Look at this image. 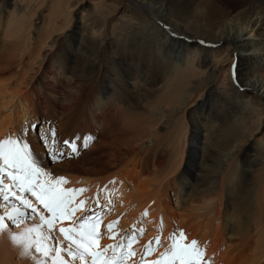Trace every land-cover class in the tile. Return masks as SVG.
<instances>
[{"label": "bare ground", "instance_id": "1", "mask_svg": "<svg viewBox=\"0 0 264 264\" xmlns=\"http://www.w3.org/2000/svg\"><path fill=\"white\" fill-rule=\"evenodd\" d=\"M24 1L22 5L19 0H0V36L9 40L0 44V115L10 107L11 120L19 107L17 117H24L17 134L16 126L11 136L0 127V142L16 140L18 146L28 145L31 154L35 134L27 130L37 121L35 100L45 110L44 100L49 98L59 119L83 103L78 139L91 152L103 150L108 164L89 173L102 179L96 183L87 179L95 190L90 185L67 190L66 180L59 185L61 190L80 191L85 200L99 189L121 192L116 197L122 208L114 215L118 218L128 209L121 225L134 219L128 204L136 203L147 212L145 222L153 230L149 237L161 228L166 238L160 240L167 244L183 233L185 243L196 240L203 250L202 264H264V137L256 139V132L264 129V0H114L113 6L101 0L94 6V16L84 15L79 40L66 38L64 65L79 61L77 74L68 80L54 64L50 73L36 80L25 62H45L44 50L57 43L52 36L69 19L71 3L77 0L63 1L58 6L63 14L53 21L51 33L35 39L24 36L30 19L25 15L35 10V0ZM11 7L13 14L5 26L2 15ZM97 67L99 83L91 86ZM133 96L138 101L153 97L146 116L133 114L139 104L129 110ZM242 114L249 117L248 124ZM118 122L126 130L114 134L113 123ZM189 127L195 133L188 148ZM186 149L187 170L177 177ZM36 164L54 183L48 163ZM70 179L73 184L79 181ZM171 191L178 195V208L171 203ZM10 213L13 209L0 210L3 216ZM5 222L0 230V264H54L56 251L65 264H84L64 250L60 223L59 239L32 221H23L21 230L11 234ZM29 228L48 236L43 243L54 251L47 257L35 247L25 255L24 243L12 241L13 235L23 236ZM31 237L39 238L35 232Z\"/></svg>", "mask_w": 264, "mask_h": 264}, {"label": "rangeland", "instance_id": "2", "mask_svg": "<svg viewBox=\"0 0 264 264\" xmlns=\"http://www.w3.org/2000/svg\"><path fill=\"white\" fill-rule=\"evenodd\" d=\"M19 1L22 3V5H24V3L26 2L24 0H19ZM63 1L65 2V0H61V1L60 0H35L34 1L35 3L32 2V6H34L35 10L30 15H27V14L25 15V18H29L30 17V19L26 23L28 31H27V33L24 36L30 38V36L32 35V36H34L33 39L41 38L42 36L46 37L48 32L51 30L52 25L55 23V22L53 23V21L56 20L57 16L60 14L61 10L58 9V6H63ZM100 1L101 0H77V2H78L77 4H76V2L72 1L71 10H69L71 12V14H69V19H67V20H65L63 22L64 23L63 26L57 27V30H56L55 34H53V36H52V37H54L57 40V43L53 47H51L53 49L47 48L46 50H44L43 58L46 57V59H45L46 63L44 62L43 64H41V63L39 64L35 59H29V60L26 59L25 64L26 63L28 65L30 64V67L35 71V73L31 72L32 73V78L36 77V80H37V78L39 79L40 77L44 76V74L50 73V68L52 67L53 64L55 66H57L58 70L60 71V74L66 76V78H65L66 80H68L69 78H71V77H73V76H75L77 74V70L79 68L78 67V65H79L78 62L79 61H78L77 58L75 60H73V63H71V64L67 63V64L64 65V60H63L65 58V56H63V53H65L64 44H65L66 38L68 36H69V38H74L75 37L76 39L79 40V36H80V33H81L80 29H81V25L83 23V20H84L85 16H94V14H95V13H93L94 12V6ZM11 3H13L12 0H11ZM106 3L108 5H111V4L114 3V0H106ZM111 6H113V5H111ZM4 12H5V15L4 14L2 15L3 16L2 22L5 23V26H6L8 24V22L10 21L11 17H12L13 8L11 7L9 9H5ZM28 12H29V10H28ZM24 14H25L24 11L19 13V19L24 17ZM62 14H60V15H62ZM60 22H61V20H60ZM28 23L31 24L32 28H29ZM58 28H62L63 31L61 30V31L58 32ZM50 33H51V31H50ZM0 37L2 38V39L0 38V42H1L0 44H3L4 40H6L7 42L9 41L5 34H3V35L1 34ZM22 37L23 36H21V38ZM78 43L77 44L75 43L73 45L74 50L76 49ZM59 62H62L61 63V66L63 65L62 70L59 67V65H60ZM0 63H1V61H0ZM69 68H71V70ZM27 70H28V68H27ZM73 71H74V73H73ZM82 72L83 71L81 70V73ZM87 72H88V69L85 72L86 75H87ZM36 73H39L38 76H34ZM39 75H41V76H39ZM99 75H100V67H97V68H95V71L93 73V81H91L89 83V85L94 86L97 83H99L98 82ZM7 76L8 75H6L4 78H9L10 77V75H9V77H7ZM39 80H41V78ZM84 81H87V79L84 80ZM34 82H35L34 84L37 85V82L36 81H34ZM90 89L91 88H89L86 91H84V96L83 97H84L85 100H86L87 95L89 96L91 94ZM9 99H11V98H9ZM48 99H46V101L44 100L45 103L43 102L45 104V106H46L45 110H43V108H41L40 105H38L39 103H38L37 100H35L36 102H34V104H33V107H34V110H35V113H36L35 115H37V121L35 122V124L33 123V127L30 126V127H28V130H27L29 134L32 133V132H34V134H35V135H33L34 139H33V142L31 143L32 150H33L31 152V155H32L33 160L36 163H39L41 165H44V163L46 161L48 163L47 166L49 167V170L52 171L53 175L56 176V178H59L61 176H65V177L68 176L70 178L74 177V178L79 180L76 183H74L73 185L71 184L70 187H72V186H74L76 184H78V185L89 184V182H87L88 178H90V180H94L93 181L94 183H96L98 181H101L102 179H101L100 176L91 177L89 175V173H91L93 171L94 172H99L100 170H102L103 167L107 166V164H108L107 162L108 161L106 159V156L104 155L105 152L103 150H97V151L91 152L87 148L83 147V150L85 149L86 151L83 153L82 156H80L79 159H67V158H64L66 156V154H64L65 153L64 152L63 153L64 154L63 155V160L61 162L53 163L52 161L56 160L57 156L55 154L51 155V150H53L54 152L61 150V152L59 151L60 153H62V151H63L62 149H59V146L57 145V143L59 142L58 138H56V136H54L55 138L53 139L52 138L53 135H51L50 137H47L46 141H48L49 138H52L54 140V145L51 144L50 140H49V142H50L49 144H45L44 143L46 145L47 149H45L41 145L43 143H40L41 139L37 135H38V132H39V128L42 129V127H38V126H43L51 134H54V135L57 134L59 136V138H61L60 142L62 144H64V145L66 144L65 142H67V140L73 141L75 143H80V140L78 139L79 138L78 137L79 134H77L78 133L77 131H78L79 125H81L80 123H81L82 115H83V112H84V109H83L84 104L81 103L80 106L78 107L80 109L79 110L77 109L75 112L68 114L66 116V118L59 119V118H56L54 116V113H52V110L50 109V101H49L50 99L49 100ZM88 99H89V97H88ZM152 100H154L153 97H152V99L151 98H146L144 101H138L136 99V97L133 96V97H131V99L129 101L128 108L130 110V108L132 107L133 104H139L140 108L133 114L136 115V116L144 117V116L147 115L148 109L150 108L149 106H147V103L149 101H152ZM10 109L11 108L9 107L8 110H4V111L1 112L2 114L0 115V119L1 118L2 119L0 120L1 121L0 122V127L4 126V128H2V127L1 128L4 129V131H6L7 134H9L11 136L12 132L16 131L15 133L17 134V131L20 128L23 127L21 121L24 119V117L23 116H20V118L17 117L18 114H19L18 113L19 112V107H18L17 108L18 112H16V114H14L16 116L13 115V117L10 120V118H8L10 116V114H11V110ZM6 117L10 121L5 119ZM241 117H243L245 119L246 123L249 121V117H247V116H245L243 114L241 115ZM15 118H17V119H15ZM43 121H45L46 123L50 124V126H49L50 130L45 124L41 123ZM113 124L114 125L116 124L115 125L116 128L114 130V134L115 133H120V131L122 129L126 130L125 129L126 125L122 124V122L113 123ZM14 126H16L18 129L14 130L13 129ZM82 129L84 130V127H82ZM174 130L178 131L177 128H174ZM170 131L172 132L173 135L176 133V131H172V129ZM170 131L168 130L166 132L171 134ZM188 131H189L190 134H189V138L187 139L186 143L188 145L187 147L189 148L190 144L192 142V134L195 133V132H194V130L191 127L188 128ZM191 131H192V133H191ZM256 134H258L256 139L262 140L263 137H264V129L261 128L259 131L256 132ZM119 135H122V134H119ZM42 138L45 139L46 137L42 136ZM31 139L32 138H29L30 141H31ZM81 144L82 143H80V145ZM40 148H41V152L39 151ZM57 149H59V150H57ZM48 150L50 152H48ZM56 154H57V152H56ZM189 154H190L189 151L186 149L185 156H184V159H183V161H182V163L180 165V168L175 173V175H177V177H179L184 171L187 170V166H188L187 163H188L189 156H190ZM48 155H49L50 158L48 157ZM245 155H246V157H251L252 156V154H249V153H246ZM179 173H180V175H179ZM106 177L107 176H105L103 178H106ZM171 177H173V175ZM172 190H174V189H172ZM76 192H80V191H76ZM76 192L74 193L75 196L77 195ZM172 193L173 192L171 191L170 192V195H172L171 203L174 204L175 208H178V204H177L178 195L175 196V194L173 195ZM84 200H85V195L83 194V196H80L79 201H84ZM102 200H103V198L98 199L97 203H99V204L103 203ZM132 204H129L128 208L132 210V212H131V210L129 211V214H131V216L134 219L129 218L130 221L128 220V222H133V221H135V219L137 220L138 218H141L144 221V216H145L146 219L148 218L147 212H144V214H143L140 211V209H138V204H136V203H132ZM250 205L255 207L254 202L250 203ZM120 207H121V205L119 204L116 209H120ZM3 208H5V207H3ZM3 208H0V210H2ZM125 210H123V211H125ZM121 213H120V215H121ZM114 215H115V212H114ZM114 215H113V218H115L116 220L119 221L120 216L117 218V216H114ZM125 216L126 215L122 216V219L120 220V224H121V221L123 219H125ZM4 217H5L4 222L6 221L5 223H7L8 227L11 228V234L15 233L18 230L19 231L21 230V225L23 224V221H27V222L31 221L29 218L26 217L25 220H23V219L20 220V223H19L18 226H13L11 224V222L7 219V216L4 215ZM106 220L109 221V219H106ZM119 229H122V228L119 227ZM151 232H152V230L148 229V231L146 233V237H149ZM159 239H160V237H159ZM53 240H55V238ZM160 241H162V240H160Z\"/></svg>", "mask_w": 264, "mask_h": 264}, {"label": "snow or ice", "instance_id": "3", "mask_svg": "<svg viewBox=\"0 0 264 264\" xmlns=\"http://www.w3.org/2000/svg\"><path fill=\"white\" fill-rule=\"evenodd\" d=\"M66 144L69 142H65ZM19 142L16 140L8 139L0 142V160L3 161V165L6 167H0V173L7 171V174L11 177L12 181L17 186L25 191L31 192L36 199L44 205V207L52 214L53 219L46 221L51 229L55 223V220L70 218L71 215L78 210L79 205L76 208L72 207L74 193L61 190L59 185L66 182L64 177L55 178L53 183L44 173V169L38 167L35 161L32 159V155L27 151L28 145L18 146ZM73 150H76V146L72 145ZM63 153H59L60 157H63ZM10 169H16L19 175L8 171ZM45 175L43 183L40 182L39 177ZM0 184H4L3 178L0 177ZM2 191V189H0ZM4 200L8 199V196L3 197ZM21 203L28 208H31V204L27 199H21ZM37 209L33 208L32 213H35ZM25 213L13 208V213L7 216V219L13 226H18L20 220L24 218ZM44 220V217H41ZM5 217L0 215V230H3L6 225L4 224ZM113 225H109V231L112 230ZM60 233L63 234L64 241L67 243L64 246V250L67 251V255L72 257L73 260H82L84 264H87L85 257L90 256L92 264H115L116 255L115 252L123 245L110 246L113 249V256L110 260L101 259L104 255L103 252L98 251L97 248L100 234L97 230L96 224L81 223L77 228H60ZM37 233L39 238H32V233ZM14 243H24L25 255L30 249L35 247L37 252L43 253L45 257L50 252L54 251L52 246L44 245L43 241L48 239V236L44 235L38 228H29L25 231L23 236L13 235L11 237ZM54 239V238H53ZM135 239V237H133ZM186 237L183 233L180 237L173 238L171 246V252H166L164 257L166 264H202L203 250L200 249L196 240H192L190 243H185ZM159 243V241H157ZM151 244V242H150ZM75 245V248H73ZM128 247H131L129 243ZM148 250H150V245ZM134 253H129L133 255ZM54 264H65V261L60 255V251H56L53 258ZM39 264H45L44 261H40ZM155 264H165V260L156 261ZM206 264V262H205Z\"/></svg>", "mask_w": 264, "mask_h": 264}]
</instances>
